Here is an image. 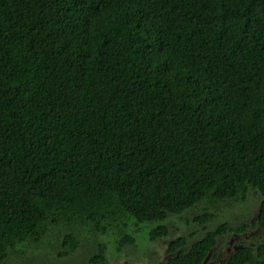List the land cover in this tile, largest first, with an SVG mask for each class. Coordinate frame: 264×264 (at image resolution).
I'll return each instance as SVG.
<instances>
[{
    "label": "trees",
    "instance_id": "16d2710c",
    "mask_svg": "<svg viewBox=\"0 0 264 264\" xmlns=\"http://www.w3.org/2000/svg\"><path fill=\"white\" fill-rule=\"evenodd\" d=\"M250 190L264 227V0H0V264Z\"/></svg>",
    "mask_w": 264,
    "mask_h": 264
},
{
    "label": "flooded vegetation",
    "instance_id": "af4514ba",
    "mask_svg": "<svg viewBox=\"0 0 264 264\" xmlns=\"http://www.w3.org/2000/svg\"><path fill=\"white\" fill-rule=\"evenodd\" d=\"M260 203L261 197L250 190L244 197L220 200L212 209L202 210L204 212L200 215L206 213L210 215L207 221L200 222L197 219L200 215H194L190 221L183 220L184 225L179 227L172 225L171 217L183 216L193 207L179 213H168L160 220L139 222L136 219H126L125 224L117 226L120 233L114 241L113 248L106 242H99L95 249L92 250L91 247L86 254L83 253L78 257L81 242L76 236L78 245L67 253H63L67 248L61 246L63 251L60 259L72 257V261H67V264H171L180 253H187L194 243L213 233L214 243L208 248L200 264L212 247V254L206 264H218L217 261H221L218 260V256L237 247L240 248L226 258L224 264H230L232 255L245 249H250L255 259L263 260L264 227L258 222V217L256 218ZM130 222L135 227L134 231L128 230ZM145 223L151 225L145 232V238L141 239L140 233L143 229L140 227ZM190 224L194 225V228L187 230ZM107 228L99 230L106 233ZM154 229L156 231H153ZM259 252H262V256ZM31 262L38 263V261H19V264H31ZM39 262L46 263V261Z\"/></svg>",
    "mask_w": 264,
    "mask_h": 264
},
{
    "label": "rangeland",
    "instance_id": "374dc122",
    "mask_svg": "<svg viewBox=\"0 0 264 264\" xmlns=\"http://www.w3.org/2000/svg\"><path fill=\"white\" fill-rule=\"evenodd\" d=\"M252 192V191H251ZM255 193V192H254ZM207 203H198L193 208L186 211L183 216L180 217H171L172 225L175 227H179L180 225H184L183 220L190 221L192 216L200 215L206 210ZM212 209V208H211ZM207 211V210H206ZM205 211V212H206ZM131 220V219H128ZM130 222L129 231H134L135 227L131 225ZM102 226L105 225L110 226L107 228V232L100 231L99 229H95L91 224L81 225L79 223L71 224L70 226H66V224H60L58 226L49 227L48 230L45 232L44 236L42 237L41 241L37 244L31 243L29 245L22 244L21 249L23 251L22 255L20 253L13 254L10 258L6 261V264H19V261H38L37 264H44L43 262L39 261H46L47 264H67V261H72V257L61 258V252L63 251L61 248V243L63 236L66 233L71 232L72 234L76 235L79 242H81L80 250L77 253V256H82L83 253L86 254L88 249L92 247L95 249L99 242L108 243L110 247L113 248L114 241L117 238V235L120 233L117 226H113L109 224L107 221H104ZM150 223H145L140 228L143 229L141 231L140 238H145V232L150 227ZM215 224H212L214 226ZM194 228V225L190 224L187 226V230ZM118 229V230H117ZM137 230V229H136ZM132 233V232H131ZM134 233V232H133ZM92 244V245H91ZM29 259V260H28ZM45 263V264H46ZM31 264H36L35 262H31Z\"/></svg>",
    "mask_w": 264,
    "mask_h": 264
},
{
    "label": "water",
    "instance_id": "95a60500",
    "mask_svg": "<svg viewBox=\"0 0 264 264\" xmlns=\"http://www.w3.org/2000/svg\"><path fill=\"white\" fill-rule=\"evenodd\" d=\"M259 212V211H258ZM256 214V218L258 217V213ZM238 248L240 247H237V248H234L233 250H230L229 252L225 251L221 256H218V260H221V261H217L218 264H224V261L226 258H228L229 256H231V254L233 252H235ZM212 251H213V247L209 249V251L207 252L206 256L204 257L203 261L201 262V264H206L207 263V260L210 258L211 254H212Z\"/></svg>",
    "mask_w": 264,
    "mask_h": 264
}]
</instances>
